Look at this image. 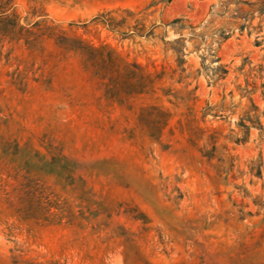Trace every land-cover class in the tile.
<instances>
[{
	"label": "rangeland",
	"instance_id": "rangeland-1",
	"mask_svg": "<svg viewBox=\"0 0 264 264\" xmlns=\"http://www.w3.org/2000/svg\"><path fill=\"white\" fill-rule=\"evenodd\" d=\"M13 6L155 85L108 96L54 37L0 38V264H264V0ZM126 8L154 33L95 21ZM149 105L170 112L159 136L139 120Z\"/></svg>",
	"mask_w": 264,
	"mask_h": 264
},
{
	"label": "trees",
	"instance_id": "trees-1",
	"mask_svg": "<svg viewBox=\"0 0 264 264\" xmlns=\"http://www.w3.org/2000/svg\"><path fill=\"white\" fill-rule=\"evenodd\" d=\"M116 12L117 10L103 12L95 18V21L125 37L132 34L141 37L151 36L154 33V30L147 32L139 19H136L137 24L133 26L130 24L129 20L137 15L134 10L122 9L125 16L121 15V18L114 15ZM20 20L19 14L14 9L13 0H0V38L25 39L31 43L44 35L54 37L61 46L78 51L83 55L85 65L103 81L105 93L108 96H118L122 92L142 94L153 90L155 85L153 74L145 72L139 63L128 61L110 45H95L81 37L68 36L63 30L47 23L37 22V32H34L31 27L23 25ZM180 21L176 19L173 23ZM124 29L134 32L130 33ZM176 29L182 30V26ZM169 118L168 109L154 105L142 107L139 115L140 122L157 136L168 124Z\"/></svg>",
	"mask_w": 264,
	"mask_h": 264
}]
</instances>
